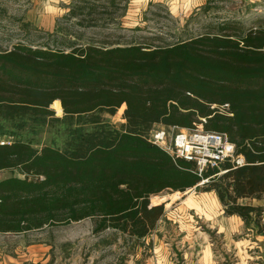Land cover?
<instances>
[{
    "label": "trees",
    "instance_id": "16d2710c",
    "mask_svg": "<svg viewBox=\"0 0 264 264\" xmlns=\"http://www.w3.org/2000/svg\"><path fill=\"white\" fill-rule=\"evenodd\" d=\"M106 1L73 0L65 17L92 24L93 13L118 9L119 0ZM64 43L0 48V136L12 138L0 143V172L10 173L0 179V234L90 219L94 233L147 252L165 205L150 196L193 187L264 234V203L251 202L264 198V17L210 22L164 45ZM123 105V124L105 120ZM194 124L224 133L244 164L224 160L199 176L148 140L156 126ZM58 125L61 146L23 138Z\"/></svg>",
    "mask_w": 264,
    "mask_h": 264
},
{
    "label": "rangeland",
    "instance_id": "374dc122",
    "mask_svg": "<svg viewBox=\"0 0 264 264\" xmlns=\"http://www.w3.org/2000/svg\"><path fill=\"white\" fill-rule=\"evenodd\" d=\"M105 2H108L105 0ZM60 4H63L60 2ZM59 4V6H60ZM30 0H0V48H10L16 42L46 45L52 49L68 48L67 38L79 45H108L139 43L164 45L199 34L208 23L224 20H237L250 24L253 20L264 17V0H217L210 8L199 9L191 14L171 13L158 3H146L145 0H119L117 10L100 9L93 13L94 23L78 25L75 18L66 19L65 10L33 11ZM62 7V6H61ZM112 16H111V14ZM113 18V19H110ZM34 19V21L32 20ZM91 19V20H92ZM24 26V24H27ZM54 23V24H53ZM50 26V27H48ZM61 29L62 32L57 30ZM60 33V34H58ZM66 37V38H65ZM119 107L112 115L104 114V118L113 126L124 123L123 111ZM53 109V108H52ZM54 115L62 116V111L54 104ZM61 112V113H60ZM35 147L44 144L61 146L64 132L61 125L44 127L38 134H23ZM12 138L0 136V142H9ZM17 174V173H15ZM10 175L0 172V179ZM201 190L189 189L183 192H163L150 196L151 205L170 203V208L177 214L184 215L182 204L191 196L201 195ZM181 194V196H180ZM204 195V194H203ZM209 199H208V198ZM203 199L211 203V195ZM164 205V206H165ZM90 219L64 225L47 226L36 231L18 234H0V243L8 250H19L23 245H43L53 264H143L148 258V251L141 248L129 250L128 242L120 236L106 231L102 234L93 232ZM216 245L220 240L215 238ZM217 247V248H218Z\"/></svg>",
    "mask_w": 264,
    "mask_h": 264
},
{
    "label": "crops",
    "instance_id": "0c3cea01",
    "mask_svg": "<svg viewBox=\"0 0 264 264\" xmlns=\"http://www.w3.org/2000/svg\"><path fill=\"white\" fill-rule=\"evenodd\" d=\"M30 1L33 11H57L61 8L67 12L73 0ZM145 1L161 4L169 12L179 15L210 8L217 0ZM198 192L200 196L187 198L181 206L183 210H178L184 215L180 216L170 208L169 202L166 203L163 217L146 238L151 245L143 264H264V234L246 228L238 215L225 214L214 192ZM207 195H211L210 204L203 199ZM251 202L263 204L264 198ZM215 238L220 240L219 247H215ZM47 249L43 245L28 244L19 250H8L4 243H0V264H53ZM127 263L135 264L133 260Z\"/></svg>",
    "mask_w": 264,
    "mask_h": 264
},
{
    "label": "built area",
    "instance_id": "2783aa9c",
    "mask_svg": "<svg viewBox=\"0 0 264 264\" xmlns=\"http://www.w3.org/2000/svg\"><path fill=\"white\" fill-rule=\"evenodd\" d=\"M148 140L172 157L193 162L194 172L199 176L206 168L217 167L224 160H230L233 167L244 164L243 157L235 154L234 145L229 142L224 133L204 130L201 124H194L188 129L156 126L150 131ZM203 182L204 180L200 184Z\"/></svg>",
    "mask_w": 264,
    "mask_h": 264
}]
</instances>
